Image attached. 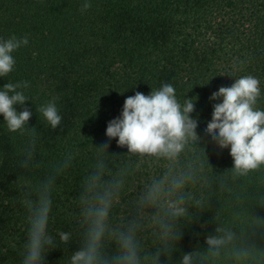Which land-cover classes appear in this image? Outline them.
I'll return each instance as SVG.
<instances>
[{
	"label": "trees",
	"instance_id": "obj_1",
	"mask_svg": "<svg viewBox=\"0 0 264 264\" xmlns=\"http://www.w3.org/2000/svg\"><path fill=\"white\" fill-rule=\"evenodd\" d=\"M0 0V38L28 37L13 53V72L0 78L28 81L25 107L32 111L29 131L35 128V166L23 169L18 161L28 147L29 131L9 133L0 115V264H21L28 228L23 199L49 176H55L49 231L72 232L73 239L47 255V264H68L79 250V194L81 183L107 141L106 127L118 117L124 100L136 91L145 95L170 83L178 99L197 97L199 144L181 153L178 167L191 168L195 183L185 186L190 215L180 221L184 235L172 253L180 264L185 253L207 248L208 235H222L217 227L236 234L219 260L200 264H241L228 253L247 248L252 256L242 264H264V166L236 175L229 149L220 150L205 132L214 101L211 94L228 87L234 77L252 74L264 87V0ZM59 97L62 124L53 130L36 107ZM259 106L264 108V99ZM17 110H22L17 105ZM108 169L128 175L112 212L113 224L135 215L136 201L153 178L161 176L165 160L127 154L110 142ZM74 157L70 167L55 175V166ZM200 201V205H197ZM194 216V217H193ZM193 217V219H192ZM145 249L159 241L155 226L144 220ZM58 239V237H57ZM115 250V246H112ZM164 261L165 257H161Z\"/></svg>",
	"mask_w": 264,
	"mask_h": 264
},
{
	"label": "clouds",
	"instance_id": "obj_2",
	"mask_svg": "<svg viewBox=\"0 0 264 264\" xmlns=\"http://www.w3.org/2000/svg\"><path fill=\"white\" fill-rule=\"evenodd\" d=\"M91 7L85 0L81 13ZM28 43L27 36L0 38V78L14 71L16 59L13 53ZM29 87L28 81H20L7 82L0 89V115L9 133L23 135L29 131L32 111L25 104L32 98L24 92ZM197 99L186 95L181 101L170 83H164L158 89L151 88L147 95L136 91L126 97L120 115L107 124V141L97 148L100 158L82 180L77 236L80 247L71 254L68 264H171L172 253L184 235L180 221L190 215L187 201L191 197L184 189L187 184L196 182L194 171L190 167H178V160L189 145L199 144L202 140L197 132L198 118L191 115L196 111ZM209 99L215 103L205 132L218 149H229L234 173L245 176L264 166V108L259 106L264 99L261 79L252 74L234 77L230 86L219 87ZM58 101L59 97H52L36 107L43 122L53 130L60 127L63 120ZM17 105L22 110L18 111ZM29 135L23 159L17 162L23 169L36 164L39 136L35 128L30 129ZM113 139L117 147L126 148L129 155L168 162L164 173L153 178L139 195L135 215L119 225L113 224L112 212L119 203L128 172L121 169L113 174L107 167L105 158L116 155L109 152ZM72 159L74 157L69 155L60 161L55 166V175L70 167ZM54 181L55 176H49L36 187L35 199L31 194L23 199L28 228L21 264H47L50 251L73 239L72 232L60 231L54 236L49 231ZM196 203L200 205V201ZM145 219H150L156 229L154 235L159 244L153 250L145 249L141 237ZM215 232L222 235H208L206 250L185 253L180 264L219 260L222 249L233 244L236 234L221 227ZM228 254L241 264L255 258L247 248H233Z\"/></svg>",
	"mask_w": 264,
	"mask_h": 264
}]
</instances>
